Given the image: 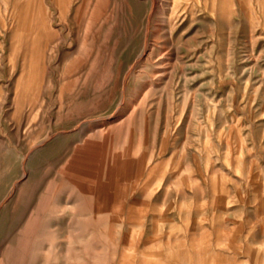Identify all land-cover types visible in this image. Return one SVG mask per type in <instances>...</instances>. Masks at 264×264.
<instances>
[{
  "label": "rangeland",
  "instance_id": "374dc122",
  "mask_svg": "<svg viewBox=\"0 0 264 264\" xmlns=\"http://www.w3.org/2000/svg\"><path fill=\"white\" fill-rule=\"evenodd\" d=\"M0 264H264V0H0Z\"/></svg>",
  "mask_w": 264,
  "mask_h": 264
},
{
  "label": "bare ground",
  "instance_id": "6f19581e",
  "mask_svg": "<svg viewBox=\"0 0 264 264\" xmlns=\"http://www.w3.org/2000/svg\"><path fill=\"white\" fill-rule=\"evenodd\" d=\"M174 10V9H173ZM172 10V11H173ZM168 19H170V16H169V18ZM136 98V97H135ZM128 103H130V102H128ZM127 103V104H128ZM135 103H136V101L135 100H133L129 105H128V107L129 108H134L135 106ZM126 107H127V105H126ZM128 110H130V109H127V111H126V113L128 112ZM125 114V113H124ZM129 114V113H128ZM108 119V118H107ZM110 121V120H109ZM111 129H113V126H112V124H107V123H102L100 126H99V129L98 130H96V131H99L100 133H102V132H104V131H107V132H110L111 131Z\"/></svg>",
  "mask_w": 264,
  "mask_h": 264
}]
</instances>
